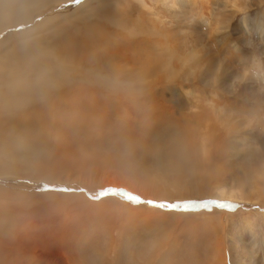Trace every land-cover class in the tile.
Wrapping results in <instances>:
<instances>
[{
  "label": "rangeland",
  "instance_id": "374dc122",
  "mask_svg": "<svg viewBox=\"0 0 264 264\" xmlns=\"http://www.w3.org/2000/svg\"><path fill=\"white\" fill-rule=\"evenodd\" d=\"M68 1L48 2L35 11V23L85 2L99 17H80L78 30L101 22L105 36L115 32L102 43H118L103 46L120 52L92 60L107 71L125 62L130 71L119 75L127 82L139 75L140 86L93 85L72 75L87 77V68H96L91 60L67 55L75 65L65 71L70 76L35 94L51 100V110L37 111L57 156L47 155V170L38 175L0 173L1 242L33 234L44 256L39 264H264V0ZM107 18H124L130 30ZM30 26L3 27L2 57ZM169 60L172 74L162 70ZM161 73L168 75L164 84L153 86V74ZM71 98L81 108L61 115ZM149 138L157 150L187 145L191 155L197 149L206 157L213 141L221 180L146 178L143 168L157 163L156 157L141 164Z\"/></svg>",
  "mask_w": 264,
  "mask_h": 264
},
{
  "label": "bare ground",
  "instance_id": "6f19581e",
  "mask_svg": "<svg viewBox=\"0 0 264 264\" xmlns=\"http://www.w3.org/2000/svg\"><path fill=\"white\" fill-rule=\"evenodd\" d=\"M50 1L56 0H0V31L3 30V27H8L9 25L13 26L18 23L26 25L28 23L31 24L29 28L24 29V31L20 33L21 38L14 43V46L11 48L12 52L9 51L6 54H2L4 55L3 57L0 55V173H3L2 175H5V173H8L10 170L21 174L24 178L26 174L38 175L41 169L43 171L47 170L45 164V160L48 157L47 155L56 158L57 154L54 155L56 151L55 145L53 144L54 148L52 146L50 148L48 147L49 134L42 130V128H39L41 115H39L37 111V107L41 105L45 106L47 111L51 110L53 108L51 106V100L49 97H36L35 94L38 91L48 92L51 90L49 87L51 83L58 88L60 85L58 79L62 75H66L65 71L75 69V65L72 61L67 60V55L78 61L82 59L91 60L94 67H96L87 68L90 72L87 71L86 75L88 77L91 73V79H88L79 72L72 75H77L78 78L84 79L93 85L105 86L110 89L120 88L122 85L128 89L140 86L137 84L139 80L137 76L139 75L130 77V82H127L125 76L119 75L125 71H130V69H128L130 66L125 62L118 65L113 63L109 65L112 67L107 71L101 68L100 60H92L98 58L96 56L105 57L107 60L108 57H113L120 53L117 48L118 46H114L118 45L116 41H105L102 43L100 39V37H103L104 40L108 38L111 40L110 36H112V38L115 37L114 31L109 32L112 35L105 36L108 29L101 26L104 24H101L99 21L89 24L91 21L88 19L91 15H95L96 18L97 16L99 17V15H96L99 13L98 10H92L93 8H89V5H86L84 2L80 5L70 6L71 8L69 7L62 11L60 13L62 18L58 15L46 22L35 23V11L41 10V7ZM57 1L65 3L68 0ZM132 1L144 5L143 0ZM103 2H105V0H96L97 4H102ZM110 3L114 2L111 0ZM103 5L108 6L107 3ZM109 8H111V6ZM86 9H88L87 12H85ZM75 11H78V13H74ZM80 17L85 18L83 19ZM86 18L89 21L87 22L88 24L84 22V25L86 23L84 26L85 28L83 31H79L77 24L80 20L83 19L84 21ZM123 19L121 21H116L107 18V21L112 22L113 25H117L116 28H124L125 26L128 29L129 25H125L126 21ZM104 20V17L100 19V21ZM151 22L153 23V21ZM95 24L100 27L99 29L102 35L99 29L97 30ZM122 38L123 37L120 39ZM62 42H64V46L59 47V44ZM79 42L82 44L83 50L78 49L77 44ZM109 43L114 45L109 47L103 46L105 44L109 45ZM119 45H121V43H119ZM99 47H101V49H99ZM162 60L163 57L161 60L155 62L154 66L152 65L153 67L150 68V74L157 70L156 63L159 65L160 62L162 65ZM169 62H171V66L166 64L162 67V70L169 71L172 74L177 69H174L172 60H169ZM97 70H101L105 74L100 71L99 75L95 74ZM158 70L161 71V68ZM157 74H153L156 75L154 80H152L153 86L160 85L161 87L166 79L164 76L168 75L161 73V77H157ZM117 75L119 76L117 77ZM76 78L67 77V84L71 83L74 85L76 83ZM101 96L105 98L104 94H101ZM68 97L67 95V98ZM79 108H81V105L78 100L71 98L68 105L62 104L60 106L61 115L63 111H67L69 115L72 111L76 112ZM165 108L169 110L170 107ZM218 136L219 133L216 138H218ZM151 142H153V138H149L148 142H146L145 146L142 148L141 164L146 159L154 160L156 157L157 163L143 168L146 178L149 179V177H151L149 175L150 173L154 175L153 178L161 179L162 176H166L177 180L184 179L187 182L197 181L199 183L206 181L216 184L218 182H215L216 179L221 180L220 177L222 172L218 167L221 151H219V148L215 151L212 149L214 144L213 141L210 143L212 148L209 150V157L198 153L197 149L194 150L196 152L195 156L191 155L192 150L187 145L183 146L180 150L166 149L163 146L157 150L155 145ZM117 148L119 147L117 146ZM127 151L135 154L134 152L136 150L131 147L130 149L128 148ZM138 154L137 152L136 155ZM28 180L30 181L31 179L28 178ZM216 197H219V195H216ZM19 222L21 224L25 221L23 218H20ZM246 225L249 226V223H246ZM11 227L13 228L12 224L9 226V229ZM38 246L39 242L36 240V237L24 231L23 235L18 240H13L11 242H1L0 240V264H13L12 260L17 264H23L24 260L27 261L28 264H39L41 260H44V256L37 251ZM43 263L48 264L45 261H43ZM49 264L53 263L51 262Z\"/></svg>",
  "mask_w": 264,
  "mask_h": 264
}]
</instances>
